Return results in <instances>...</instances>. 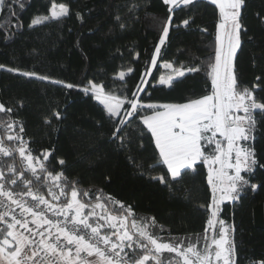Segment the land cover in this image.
<instances>
[{
	"label": "snow or ice",
	"instance_id": "obj_1",
	"mask_svg": "<svg viewBox=\"0 0 264 264\" xmlns=\"http://www.w3.org/2000/svg\"><path fill=\"white\" fill-rule=\"evenodd\" d=\"M208 2L218 9L213 56L196 67H175L165 60L161 67L168 74L161 75L157 84L171 89L186 76L204 71L211 81L210 94L182 103L146 102L139 95L146 92V77L166 52L173 27L187 29L195 23L190 17L173 25L174 14L195 7L199 0H162L168 16L150 65L131 97L125 87V77L134 71L131 67L113 77L122 82L116 90L92 80L82 88L103 107L112 127L109 143L116 144L117 151L130 150L133 134L150 133L158 150V159L147 169L150 181L171 189L185 177L199 175V166L206 167L211 201L206 208L201 206L209 214L203 234L162 236L163 226L155 217L137 216L130 205L105 195L102 189L93 194L78 187V181L69 180L64 171L49 170L53 152L45 149L37 154L30 147L31 139L25 137L23 122L14 118L16 109L0 102V113L7 117L0 119V264H237L231 238L234 229L220 219L221 206L264 187L252 182L256 169H264L255 148L258 126L264 121V102L258 98V92H264V76H257L252 87L239 82L237 60L242 33H246L242 23L246 0ZM13 5L24 9L22 0H0V12L7 8L16 18ZM124 7L129 17L138 19L142 5L137 0H129ZM69 14L67 4L53 0L49 14L33 18L29 27L59 22ZM77 16L82 20L79 13ZM115 21L122 30L128 27V20L120 14ZM11 27H22V22ZM201 31L207 34V29ZM0 69L67 89L77 87L34 71L3 64ZM55 117L62 119L59 112ZM137 119L140 124L133 128ZM97 163L98 159L89 162L90 166ZM58 164L64 166L66 161L58 159ZM156 167H164L165 174L151 175ZM105 180L111 182V177ZM250 264H264V260Z\"/></svg>",
	"mask_w": 264,
	"mask_h": 264
},
{
	"label": "trees",
	"instance_id": "obj_2",
	"mask_svg": "<svg viewBox=\"0 0 264 264\" xmlns=\"http://www.w3.org/2000/svg\"><path fill=\"white\" fill-rule=\"evenodd\" d=\"M22 2L23 11L13 5L16 18L7 8L0 12V64L77 86L67 89L0 69V102L16 109L14 118L23 122L25 137L31 139L30 147L37 154L51 150L49 170L64 171L69 180L78 181V187L90 189L93 194L102 189L105 195L130 205L137 216L155 217L164 229L160 235L203 234L209 215L204 208L211 201L206 167L199 166V175L187 176L171 189L150 181L147 169L158 159L150 133L145 130L142 137L133 134L130 150L117 151L116 144L109 143L112 127L103 107L82 91L89 80L116 90L122 82L113 77L131 67L134 71L125 77L127 95L131 97L150 65L154 45L168 16L162 0H137L142 5L138 19L126 14L124 5L129 0H55L69 6V16L34 27H29L31 20L48 15L53 0ZM117 14L128 20L126 29L116 23ZM190 17L195 23L189 28L173 27L166 52L152 69V75L146 77V92L139 93L146 102L182 103L210 94L211 81L204 71L186 76L171 89L157 84L165 72L160 65L163 61L172 62L175 67H196L206 64L214 54L218 9L208 0H199L195 7L177 11L173 25ZM242 17L246 33H242L237 72L240 84L252 87L257 76H264V0H246ZM18 22H22V27H11ZM202 29H207V34ZM258 98L264 102V92H258ZM56 112L62 119L55 117ZM6 118L0 113V119ZM139 124L138 119L134 120L132 127ZM256 135L258 159L264 164V121ZM61 158L66 161L64 166L58 164ZM97 159L98 163L90 166L89 162ZM165 172L164 167H156L150 174ZM106 176L111 177V182L105 180ZM252 182L264 185V169H256ZM221 207L220 219L226 226H234L237 264L264 260V187L255 192L249 190L240 200L226 201Z\"/></svg>",
	"mask_w": 264,
	"mask_h": 264
},
{
	"label": "built area",
	"instance_id": "obj_3",
	"mask_svg": "<svg viewBox=\"0 0 264 264\" xmlns=\"http://www.w3.org/2000/svg\"><path fill=\"white\" fill-rule=\"evenodd\" d=\"M227 226H231V228L232 229H234V226H233V224L231 223L230 225H227ZM231 238L234 240V242H235V239H234V231L232 232V234H231ZM235 259H236V256H235Z\"/></svg>",
	"mask_w": 264,
	"mask_h": 264
},
{
	"label": "rangeland",
	"instance_id": "obj_4",
	"mask_svg": "<svg viewBox=\"0 0 264 264\" xmlns=\"http://www.w3.org/2000/svg\"><path fill=\"white\" fill-rule=\"evenodd\" d=\"M163 63V62H162ZM162 63L160 65H162ZM165 70V69H164ZM168 74V70H165V72L162 75H167ZM173 237H180V236H173ZM181 238H185V237H181Z\"/></svg>",
	"mask_w": 264,
	"mask_h": 264
}]
</instances>
